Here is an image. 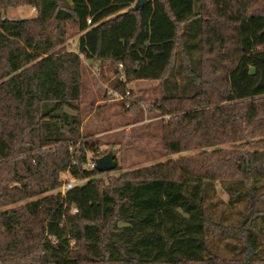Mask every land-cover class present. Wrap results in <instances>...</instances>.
Here are the masks:
<instances>
[{
  "label": "trees",
  "instance_id": "trees-1",
  "mask_svg": "<svg viewBox=\"0 0 264 264\" xmlns=\"http://www.w3.org/2000/svg\"><path fill=\"white\" fill-rule=\"evenodd\" d=\"M136 2L0 0V264H264V0ZM19 5L37 16H4ZM85 63L112 67L123 108L158 82L178 159L89 166ZM66 173L86 183L62 195Z\"/></svg>",
  "mask_w": 264,
  "mask_h": 264
},
{
  "label": "rangeland",
  "instance_id": "rangeland-1",
  "mask_svg": "<svg viewBox=\"0 0 264 264\" xmlns=\"http://www.w3.org/2000/svg\"><path fill=\"white\" fill-rule=\"evenodd\" d=\"M4 16L12 20L32 19L37 16V11L27 5L10 6ZM79 39V34L69 31L67 50L77 52ZM115 78L116 73L109 64L85 63L82 109L90 114L85 117L83 134L88 135L89 139H102L101 153L104 156L112 152L118 163L116 170L102 177L105 182L180 157H166L162 148L163 123L171 116H162L160 111L152 110V103L161 97L158 82L137 81L130 84L126 95L128 106L123 108L116 102L120 96L111 87ZM66 178L65 174L61 176L62 180ZM85 183L75 180V185L82 186ZM215 200L221 201V207L227 204V196L220 189L217 190Z\"/></svg>",
  "mask_w": 264,
  "mask_h": 264
},
{
  "label": "water",
  "instance_id": "water-1",
  "mask_svg": "<svg viewBox=\"0 0 264 264\" xmlns=\"http://www.w3.org/2000/svg\"><path fill=\"white\" fill-rule=\"evenodd\" d=\"M149 0H137L135 3L134 9L139 10L144 6ZM118 163L116 161V156L110 152L102 157H99L95 160V168L101 173L112 172L116 170Z\"/></svg>",
  "mask_w": 264,
  "mask_h": 264
},
{
  "label": "built area",
  "instance_id": "built-area-1",
  "mask_svg": "<svg viewBox=\"0 0 264 264\" xmlns=\"http://www.w3.org/2000/svg\"><path fill=\"white\" fill-rule=\"evenodd\" d=\"M88 24H91V19H88ZM119 99H122V97H120ZM89 166L91 168H95V162L91 163ZM65 175L67 176V178L63 180V186L61 188L62 195H65L68 190H71L76 186L75 179L70 177L67 173ZM74 212H77V209H74Z\"/></svg>",
  "mask_w": 264,
  "mask_h": 264
},
{
  "label": "crops",
  "instance_id": "crops-1",
  "mask_svg": "<svg viewBox=\"0 0 264 264\" xmlns=\"http://www.w3.org/2000/svg\"><path fill=\"white\" fill-rule=\"evenodd\" d=\"M91 65V63H89Z\"/></svg>",
  "mask_w": 264,
  "mask_h": 264
}]
</instances>
